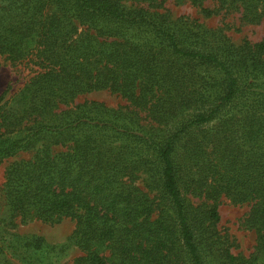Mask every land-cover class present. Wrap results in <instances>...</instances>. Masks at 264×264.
I'll use <instances>...</instances> for the list:
<instances>
[{
  "label": "trees",
  "instance_id": "obj_1",
  "mask_svg": "<svg viewBox=\"0 0 264 264\" xmlns=\"http://www.w3.org/2000/svg\"><path fill=\"white\" fill-rule=\"evenodd\" d=\"M175 1L264 20V0ZM159 9L0 0V55L35 66L0 98V158L32 153L5 173L0 264H13L7 225L65 219L82 251L68 264H264V41ZM104 89L129 104L74 102ZM223 197L250 205L249 257L218 228ZM44 248L16 238V258L57 264Z\"/></svg>",
  "mask_w": 264,
  "mask_h": 264
},
{
  "label": "rangeland",
  "instance_id": "obj_2",
  "mask_svg": "<svg viewBox=\"0 0 264 264\" xmlns=\"http://www.w3.org/2000/svg\"><path fill=\"white\" fill-rule=\"evenodd\" d=\"M215 0H206L205 5L209 7L215 6ZM161 11L170 12L173 17L188 16L198 20L209 28H223L225 33L234 41H241L243 38L251 42L264 41V20L259 23H251L242 17L240 11L220 12L210 17H205L200 9L190 2L177 3L175 0H160ZM31 68H35L30 62H11L4 56L0 55V98L5 95L6 98L11 97L16 91L22 87L28 78L33 74ZM96 100L104 103L111 108L128 105L129 102L117 93L110 90H94L84 94H80L75 103ZM61 107H65L61 105ZM145 116V113H141ZM31 152L18 153L16 155L0 158V219L8 214L6 202L3 198L2 187L5 183L6 170L13 161L20 160L31 156ZM146 175H142L140 181ZM250 210L248 203L238 204L232 202L229 198L223 197L219 205L220 221L218 228L227 236L231 243V251L249 257L255 251L257 243V235L254 229L249 228L245 224V219ZM16 222V221H15ZM6 233L12 247L5 249L8 252V258L13 264H28L29 260L16 258V238L20 241L33 236L42 237L47 245L41 252L35 253L39 256L50 255L53 253L52 259L57 264H68L72 260L81 255L82 251L72 237L75 229V222L71 219H65L57 223L43 222L40 220L30 221L28 223H20L18 226L8 227ZM34 251L27 252L24 256L27 259ZM23 256L21 255V258ZM26 259V258H24Z\"/></svg>",
  "mask_w": 264,
  "mask_h": 264
}]
</instances>
